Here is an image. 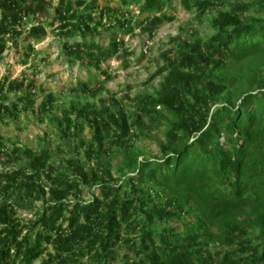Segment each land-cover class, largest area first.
Segmentation results:
<instances>
[{
    "label": "trees",
    "instance_id": "1",
    "mask_svg": "<svg viewBox=\"0 0 264 264\" xmlns=\"http://www.w3.org/2000/svg\"><path fill=\"white\" fill-rule=\"evenodd\" d=\"M106 1L0 0V62L12 48L29 63L52 26L65 59L103 77L63 106L35 71L0 78V126L50 117L67 154L0 131V264H264V0H176L212 32L171 38L154 93L98 108L82 101L130 56L126 36L175 19V0ZM163 126L159 155L134 145Z\"/></svg>",
    "mask_w": 264,
    "mask_h": 264
},
{
    "label": "rangeland",
    "instance_id": "2",
    "mask_svg": "<svg viewBox=\"0 0 264 264\" xmlns=\"http://www.w3.org/2000/svg\"><path fill=\"white\" fill-rule=\"evenodd\" d=\"M251 1V0H243ZM106 0H100L101 5L106 4ZM117 6L119 2L113 1ZM166 10L171 15H175L172 22L164 23L159 27L156 34L150 38L139 28L135 33L126 36V43L130 56L126 59L112 58L103 66L114 76L112 80L106 83V91L97 99H88L82 102H91L98 108L101 107L100 98L116 94L122 97L127 93L131 97L154 93L160 87L162 76H157L151 81L152 75L157 71L158 61L161 54L171 47V38L175 36L187 37L196 28L200 34L211 33L206 23H201L195 19L196 12L187 11L179 1H174L172 6H166ZM49 34L40 42L35 43L36 56H32L27 64H23L15 49H8L4 59L0 62V78L4 75H11L12 78L19 77L23 72H36L38 74L39 85L49 91L56 93L59 104L77 102L81 100L71 94L70 87L76 85L79 80L91 79L93 83L102 80L103 77L94 67H86L80 63L70 64L62 53L63 39L54 32L52 26H48ZM80 39V37H78ZM42 96L38 97L37 104L41 103ZM61 106V107H62ZM130 110V109H128ZM0 131L6 137L18 141L24 146L35 150L48 147L52 150L58 159L64 158L67 154L60 153V137L57 134V127L49 118L45 120L32 113L24 114L18 120H12L8 124H1ZM165 126L147 133L141 139H133L134 145L145 151L147 155L157 156L160 154L158 141L164 138ZM86 137H90V130L84 132ZM111 161L113 171H116L119 165V159L116 156H106ZM87 192L86 197H89ZM34 205L40 206L41 202ZM22 217L32 218L34 212L22 211ZM118 264H125L119 262Z\"/></svg>",
    "mask_w": 264,
    "mask_h": 264
}]
</instances>
